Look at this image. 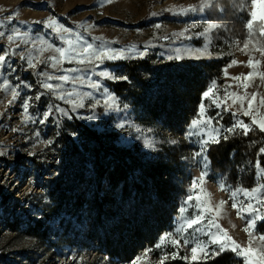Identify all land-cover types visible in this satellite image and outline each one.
<instances>
[{
    "label": "rangeland",
    "instance_id": "1",
    "mask_svg": "<svg viewBox=\"0 0 264 264\" xmlns=\"http://www.w3.org/2000/svg\"><path fill=\"white\" fill-rule=\"evenodd\" d=\"M198 4L199 0H111L110 3H104V0H0V20L6 25L0 29L5 32V36L0 37V48H8L13 53L7 57L10 67L6 65L0 69V83L7 80L20 93L17 100L9 104L12 100L11 92L0 89V264H159L158 258H171L170 254L173 252L177 253L176 258L182 259L187 255L189 259L186 262L201 264L200 261L191 260L190 248L193 244L185 246L184 238L199 237L207 240L203 229L208 219L215 217V213L207 214L202 224L192 227H188L186 221L196 214L195 205L205 207L209 202L216 205L221 200L228 203L216 222L234 240L247 247L249 236L242 230L245 220L237 218L236 211L231 207L230 193L221 191L218 184L227 182L229 187L246 188L238 184L244 179L248 188L257 185L259 181L254 177V163L242 159L243 161L227 167L228 177L230 174L234 175L236 185L229 178H225L227 175L214 174L209 164L205 183L193 189L192 182L202 170V165L194 159L201 137L186 139L185 136L191 121L197 118L201 103L205 105V115L215 118L214 126H231L235 119L233 112L237 113V118L250 122L251 116L244 117L239 111V102L233 105L232 98L224 100L228 85L232 86L227 88L229 93L244 95L246 91L249 96L257 93L253 114L259 112L264 115V107L259 106V99L264 96V82L258 76L252 81H245L249 85L245 90L243 86L237 87L240 82L232 79L241 74L247 75L250 71L246 66L249 55L241 52L232 42L239 41L240 47L243 46L247 37L240 40L233 33L241 28L240 22L243 20L238 19V16L243 15L241 11L248 15L244 22L246 29V21L253 9L250 0L247 3L245 0H228V6L225 9L220 7L221 11L210 9L202 13L173 14L181 8ZM255 10L257 20L254 23H258L256 28L259 32L260 17L264 15V0L256 5ZM221 13L227 18V22L225 25L218 23L221 27L210 34L212 44L209 51L213 53L212 58H187L185 53L182 60L169 59L176 55V49L203 48L206 39L200 33L204 31L207 23H217L216 16ZM8 16L13 17L10 23L6 19ZM50 19L57 21V27L63 24L92 43L93 50L108 46L115 49L134 47L137 53L145 52L143 58L137 55L135 59L102 62L93 58L91 63L85 59L83 64L74 60L58 66L80 69L79 72L69 75L80 76L81 81L64 84L61 91L75 87L79 93L92 92L95 99L101 101L95 107L98 116L95 120L79 118L92 114V97L84 99L83 108L73 110L69 104L57 98L58 92L52 93L40 86L44 77L39 73L61 74L44 62L49 56L55 55L54 51L41 52L40 49H46L49 44L66 47L61 44V34L47 27ZM156 24L161 27L157 29ZM14 28H18L21 35L28 33L24 37L26 42L17 41L18 48L6 38L13 34ZM185 29L188 31L185 32ZM181 32H184L183 36L178 35ZM63 35L65 39L70 38L75 43V36ZM254 45L256 44L252 42L247 51L254 60L261 61L259 71H264V57L254 51ZM18 53H23L25 57L31 53L36 67L30 68L26 59L22 60ZM232 59L239 62L238 66L228 67ZM137 60L149 65L148 70L138 72V77L151 83V87L143 89L145 93L140 90V94L134 98L132 91L138 90L133 80L127 76L126 68ZM97 64L99 66L95 67ZM206 65H210L212 71L209 72ZM159 68L162 77L155 80L153 70ZM225 69L227 76L224 74ZM100 71H115L116 75H126L128 80L101 79L96 75ZM89 78L99 80L103 87L119 98V111L105 112L103 97L100 95L102 89L94 91L89 87ZM213 81L217 85L213 93L220 103L219 108L213 103L211 95L209 98L202 96ZM121 82L125 83V87L120 94L111 90L107 84ZM195 88L200 92L193 106H186L182 99L173 96L178 91H194ZM39 93L44 95L39 101L33 100L29 109L32 119L22 123L24 99ZM57 105L67 110L72 118L68 119L57 112ZM50 106V116L45 123H40L43 113ZM225 107L228 111H224ZM244 108H247V100L244 101ZM74 121L98 134L104 147L139 158L142 168L154 166L159 171L163 168L161 178L167 187L173 186L174 189V185L176 186L169 197L175 212L165 226L160 229L158 227L164 208L160 206L156 196L147 189L145 198L140 200L133 192V182L144 189L151 187V183L142 182L141 170L136 169L128 178L127 189L131 192L127 197H124V184L120 181L117 186H121V192L107 194V197H113L111 201L100 210L91 205L89 197L96 188L93 181L95 158L87 150L86 139L75 129L81 127ZM216 121H219L218 125ZM120 122H124L126 127L117 129L115 125ZM141 133L157 142L155 151L144 147L142 139L137 138ZM172 139L179 143H167ZM69 140L77 147L78 154L71 155ZM61 155L64 159H61ZM81 157L85 160L83 163ZM174 158L177 160L174 161ZM16 167L18 171H15ZM104 180L106 183L105 177ZM107 186L109 187V183ZM101 189L102 192L106 191L103 186ZM190 193L194 197L199 194L200 200L194 198L186 205L185 199ZM236 199L239 203L245 198L238 194ZM79 201L83 205L76 210ZM90 206L91 216L87 213ZM182 207L187 208L183 214L180 211ZM258 207L264 213V206ZM91 219L93 221L87 225V221ZM7 220L18 224L20 232L14 237L4 231L2 224ZM36 221L40 222L43 238H39L40 235L37 237L35 234L23 233L24 230L33 228ZM260 224L257 222L258 229ZM182 225L184 231L177 236L176 229ZM196 228H201V232H195ZM137 233L142 235V244L138 243ZM166 233L172 235L166 236ZM85 234H90V239L83 240ZM105 239L115 240L114 245L121 251L120 257L104 256L107 252ZM174 239H179L180 244L173 245ZM150 240L152 245L149 244ZM259 246L261 241L257 237L253 247ZM127 255L130 260L126 259Z\"/></svg>",
    "mask_w": 264,
    "mask_h": 264
},
{
    "label": "snow or ice",
    "instance_id": "2",
    "mask_svg": "<svg viewBox=\"0 0 264 264\" xmlns=\"http://www.w3.org/2000/svg\"><path fill=\"white\" fill-rule=\"evenodd\" d=\"M111 0H104V3H110ZM245 2H249V0H245ZM262 0H250L252 5V11L250 18L246 21V39L243 41V46L240 47V42L235 41L232 42L236 47L240 48L241 52H244L246 55H249V59L247 60L246 66L250 69V71L245 74H241L236 77H232V79L240 82L237 87L243 86L245 90L249 86L245 81H252L253 78L259 77V79L264 82V71H259V67L261 65V61L254 60V58L247 51L249 49L250 44L255 36L254 30V22L257 20V12L255 10L256 5L261 3ZM220 0H199V4L195 6H190L189 8H181L177 12H173L174 15H186L188 12H204L205 10L216 9L217 11H221L222 8L218 7ZM171 10V9H170ZM10 23L13 19L12 16H8L6 18ZM260 27H259V36L264 37V15L260 17ZM4 21L0 20V29L5 28ZM47 27L54 29L59 34H61V44L66 45L57 47L53 44L47 45V48L40 49L41 52L45 50L54 51L55 55L49 56L46 61V64H49L50 67L54 71H58L61 74L54 75L52 73H39L44 77V79L40 82V86L52 93H59L57 98L63 100L65 103L69 104L73 110L77 108L84 107V99L88 97H92L94 99V103L90 105L92 109V114L89 116H80V119H88L95 120L98 118L95 113V107L101 104L99 99H95L92 92H77L76 88L73 87L71 90H62L64 84L73 83L75 81H81L80 76L69 75L70 73H77L80 71L78 68H63L58 67L63 63H72L74 60H78L80 64L85 62V59L88 60L89 63L92 62L93 58L97 62H102L104 60L116 61L123 59H135L137 55L143 58L145 52L141 51L137 53V50L133 48L129 49H115L108 46L97 47L93 50V44L84 40L78 33H73L71 29L65 27L63 24H60L57 27V21L54 19H50ZM155 27L159 29L161 27L160 24H156ZM221 27L220 24L209 22L204 27V31L200 33L201 36L205 37L206 43L203 48H185L183 50L176 49V55L170 56L169 59L182 60L185 58V53L187 54V58H212L213 53L209 51V46L212 44V39L210 34L215 30H218ZM188 29H185V32ZM63 34H68L69 37L75 36V43L72 39H65ZM28 35L27 32L21 35L20 30L18 28L13 29V34L7 35V40L10 44L15 43L17 48L19 47L18 40L26 42L24 37ZM178 35L183 36L184 32L179 33ZM5 32L0 30V37H4ZM79 45V47H77ZM254 51L259 52L262 57H264V41H257V44L254 45ZM12 51L8 48H0V69H3L6 65H8L7 57L12 55ZM22 60L26 59L27 65L30 68H35L36 64L33 62L35 59L32 57L31 53L27 57L23 53H18ZM238 61L236 59H232L228 65V67L238 66ZM99 64L95 65L98 67ZM225 76L228 75L227 70L225 69ZM101 79H109L114 81L124 80L127 81L128 77L126 75H116L115 71H100L96 73ZM49 81H58L59 83L53 84ZM88 86L91 87L94 91H100L101 97H103V107L105 108V112L111 111H119L120 110V100L114 95L112 92L108 91L106 87H103L99 80H91L89 78ZM216 82L213 81L212 85L208 87L206 91L203 92L202 96L204 98H209L212 96L213 103L219 108L220 103L217 102V98L215 97L213 90L216 88ZM30 87V86H29ZM228 87H232L228 85L225 89L224 100L228 98H232V103L235 105L237 102L240 104L239 111L242 112L244 117L251 116L250 122H245L243 119L237 118V113L233 112L232 115L235 118L234 122L231 126L224 128L222 125L217 127L214 126L213 121L214 117L205 115V105L203 103L199 106V112L197 113V118L191 121L190 129L186 133L185 138L190 139L193 136H200L201 139L198 141L199 150L194 153V159H197L198 163L202 165V170L200 175L193 180L191 187L195 189L197 185H203L205 183L207 177V169L210 164L208 152L212 145H218L221 141H227L229 139V134L238 135L242 134L247 137L250 132L258 130L259 133H264V115H261L259 112H254V102L257 101V93H252L250 96L245 91L244 95H240L236 92L229 93L227 91ZM0 89H3L5 92H11L12 100L9 101V104L13 103L20 96L19 91L15 86L9 84L7 80H3L0 83ZM44 93H39L34 97L29 96L26 97L22 103L23 108V120L22 123L28 122L32 117L29 115V109L33 100L39 101ZM73 97H78V99H73ZM247 100V108H244V101ZM259 106L264 107V96L259 99ZM126 108L127 105H124ZM56 111L61 113L63 116H66L68 119L72 117L69 115V112L64 108L55 106ZM224 111H228V108L225 107ZM52 112V107L50 106L47 111L43 113V118L39 121L40 123H45ZM216 124H219V121H216ZM255 126V128H253ZM117 129H123L126 127L124 122L117 123L115 125ZM239 130V132H238ZM13 131H17V129H13ZM139 132L140 130L137 129ZM206 137V138H205ZM138 139H142L144 147L150 148L153 151L156 150L157 142L148 136H144L141 133ZM51 143V142H49ZM172 145L178 144L179 141L172 139L167 141ZM2 154V153H0ZM264 155V145H261L257 149L256 159L254 160V177L256 181L259 183L251 188H240V187H229L227 182H223L218 184V188L221 191H225L230 193V199L232 200L231 207L237 213V218L245 220V227L242 229L248 236L249 241L247 247L242 246L236 240H234L228 232L223 229L219 223L216 222L218 218H220L223 207L228 203L226 200H221L216 205H211L210 202L205 206L201 207L199 204L195 205L196 214H194L191 218L187 219L186 223L188 227H192V225L202 224L205 220L207 214L215 213V217L209 218L207 225L204 226L203 235L207 236L208 239L204 240L199 237L196 238H184V245H188L192 243L193 246L190 248V258L192 261H200L201 264H207L209 260L215 259L220 255L224 254L226 251H230L235 256L242 259L243 264H264V233L259 232L257 222L264 223V213H261L258 206H264V163H262L260 156ZM238 194H242L245 198L241 200L239 203L237 202ZM210 195V194H208ZM197 201L200 200V195L196 194L195 197L193 194H189L185 199V204H189L193 199ZM255 201V204L253 203ZM181 213L187 211L186 207H182L180 209ZM242 213H247V215H242ZM234 227V226H233ZM215 229V231H213ZM255 229L256 231H251ZM184 227L183 225L180 228L176 229V235L179 236L183 233ZM195 232H201V228H196ZM167 235H172L171 233H166ZM259 238L261 241V246L253 247V242L256 238ZM163 239V237H161ZM173 245H179L180 240L174 239L172 241ZM159 245H157L158 247ZM172 259H175L177 256L176 252L170 254ZM168 257H160L159 264H165V260ZM185 261L189 259V256L185 255L182 257Z\"/></svg>",
    "mask_w": 264,
    "mask_h": 264
},
{
    "label": "trees",
    "instance_id": "3",
    "mask_svg": "<svg viewBox=\"0 0 264 264\" xmlns=\"http://www.w3.org/2000/svg\"><path fill=\"white\" fill-rule=\"evenodd\" d=\"M228 6V0H220L219 7H222L225 9ZM243 15L238 16L239 18H242V22H240V29L238 31H234V36L239 38L240 40H244L246 38L247 30L245 29L244 22L248 18V15L241 11ZM224 15L218 14L216 16L217 23H222L225 25L227 22L224 20ZM258 23H254V30H255V36L252 40L253 43L257 44V41H264L263 37L259 36ZM149 65L143 61H134L130 63L127 68V76L129 79L133 80L135 83V87L138 91H132L134 95V98L140 94V90H142V93H145L143 89H146L147 86L151 87V83H146L144 80L140 79L138 77V72L143 70H148ZM206 69L210 72L212 71V67L210 65H206ZM155 72V80H158L162 77L161 69L153 70ZM156 82V81H155ZM108 86L113 90L114 92L120 94L122 89L125 87V83H107ZM177 92V91H176ZM196 92V93H195ZM200 90L198 88H195L194 91H178L177 95H173L174 98L182 99L186 106H193L197 96H199ZM75 124L81 128H75L78 131H80V134L83 136L84 139H86V145L87 150L91 152L92 156L95 158V161L93 162L94 165V178L93 181L95 182L96 188L94 191L91 192L90 198L94 199L92 200L91 205H95V207L100 210V208L103 207V205L107 204L108 201L112 200V196L110 195L107 197V194L105 192H102L101 187H104V177L106 178V181L109 183V187H106L107 192L109 194L119 193L121 192L123 188L124 197H127L131 191L127 189V180L130 177V175L137 169L141 170V176L142 182L144 183H151V187H148L144 189L140 186V184L132 183V189L135 194V196L139 197L140 200H143L145 198V192L147 189L152 192L153 195L156 196L158 201L160 202V206H163V210L161 213V216L159 220L161 221V224L158 226L159 229L162 226H165L170 216L175 212V207L171 205V198L170 192L172 190H175L176 186H170L167 187L166 183L161 178L162 167L160 168V171L158 168H155L154 166H148V168H142L141 163L139 162L140 159L135 157L134 155H130L127 152H115L111 148L104 147L101 143V137L96 134L94 131H91L87 127L80 126L74 121ZM74 129V128H73ZM264 145V133H259L258 130L252 131L249 133L247 137L243 136L242 134L238 135H232L229 134V139L227 141H221L218 145H212L209 152V160H210V166L214 174H225V178H229V180L234 183H236V178L234 175L230 174L228 177V172L226 171L227 167L234 165L235 163H239L240 161H243L244 159L248 160L251 163H254V160L256 159L257 149ZM69 148L71 155L78 154L77 147L73 145L72 142L69 140ZM62 153V152H61ZM61 159H64L61 155ZM83 163L85 160L83 157H81ZM243 159V160H242ZM260 159L262 163H264V157L262 158L260 156ZM174 161L177 159L174 158ZM167 170V169H165ZM15 171H18V168H15ZM169 171V170H167ZM14 173V172H13ZM145 177V178H143ZM159 177V178H157ZM122 181L124 184V187L121 188V186H117V184ZM243 182V183H242ZM238 183L240 186L248 188L247 181L243 179V181ZM147 185V184H146ZM117 186V187H116ZM148 186V185H147ZM250 187V186H249ZM111 199V200H110ZM83 204L79 201L77 203V209L79 210ZM4 231L12 237L16 236L20 230L18 227L17 222L13 221H6L4 224ZM33 228H28L24 230V234H35L37 237L40 235L39 238H43V233L40 231V222L36 221V223L33 225ZM259 228V231L264 233V223H261ZM4 236V235H3ZM10 238V237H7ZM136 238H138V243L142 244V235L140 233H137ZM12 240V239H10ZM10 241L7 243L9 245ZM105 246L107 248L106 255L111 257H120L121 251L117 249V247L114 245L115 240H108L105 239L104 241ZM128 243V242H127ZM149 244L152 245V240L149 241ZM126 253V252H125ZM127 260H130V257L127 255ZM165 264H193L188 263L179 257L172 259L167 258L165 260ZM207 264H243L242 259L236 258L232 253H224L220 255L219 257L209 260Z\"/></svg>",
    "mask_w": 264,
    "mask_h": 264
},
{
    "label": "built area",
    "instance_id": "4",
    "mask_svg": "<svg viewBox=\"0 0 264 264\" xmlns=\"http://www.w3.org/2000/svg\"><path fill=\"white\" fill-rule=\"evenodd\" d=\"M88 215L91 216L92 215V210L91 208L88 209L87 211ZM93 221V219H91L90 221H87V225H90V223ZM85 235H88V234H85Z\"/></svg>",
    "mask_w": 264,
    "mask_h": 264
}]
</instances>
